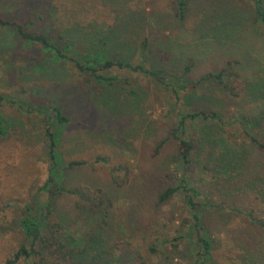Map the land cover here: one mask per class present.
Here are the masks:
<instances>
[{
	"label": "rangeland",
	"instance_id": "obj_1",
	"mask_svg": "<svg viewBox=\"0 0 264 264\" xmlns=\"http://www.w3.org/2000/svg\"><path fill=\"white\" fill-rule=\"evenodd\" d=\"M206 1L193 0L182 23L168 13L165 0L154 1L155 20L148 26L134 22L133 27L128 26L134 29V41L129 43L124 35L120 40L125 47L136 46L145 34L150 39L148 56L152 63L178 71L184 58L190 57L193 75L212 70L229 58L264 60V46L248 23L228 40L213 37L209 31L196 30L200 13L207 8ZM130 10L146 12L145 0H0V15L22 18L29 12L32 24L27 26L46 33L70 29L84 33L96 29L106 31L118 25L121 14L127 16ZM128 27L122 26L124 30ZM135 53L131 54L133 58L137 57ZM51 57L48 50L20 39L13 29L0 27V94L57 103L67 118L57 144L59 154L65 163L84 161L66 171L67 187L76 188L81 195H61L50 222L62 225L59 234L86 241L96 227L84 218L88 201L94 202L98 195L107 197L117 245L109 240L104 244L103 258L96 260L89 256L79 261L73 258L74 263H164L160 261V253L149 251L148 243L158 246L159 252L168 249V243L163 244V240L176 235L174 229L186 215L177 193L161 205L152 206L155 193L169 181L164 174L179 172L177 145L168 136L174 116L171 98L160 85L143 75L117 69L107 73L120 79L130 78L132 92H129L115 83H90L86 74L73 69L66 61ZM253 67L240 68L250 79L255 71ZM205 90L213 98H202L203 105L210 110L246 115H255L258 111V105L247 98L230 99L216 88ZM0 112L10 124L5 137L0 138V264H3L23 243L20 230L11 220L18 216L21 205L29 201L35 187L46 181L48 171L43 161L42 115L20 112L10 104L0 105ZM262 130L264 133V125ZM161 138L165 141L154 157L153 144ZM241 138L239 142L246 144ZM248 161L254 162L252 168L258 174L264 172V166L258 167L264 164V152L250 149ZM206 181L204 178L205 184ZM43 199L41 196L40 200ZM239 199L241 208L251 209L255 216L262 215L264 205L257 199L251 195L245 200L243 196ZM6 203L15 204L16 208ZM220 218L226 221L224 226ZM220 218L213 219L215 225L211 230L212 264H240L236 241L241 238L254 242L252 226L228 208L223 209ZM256 240L264 244V235ZM124 241L131 244L132 251ZM248 246L254 247L251 242ZM29 262L19 259L15 264ZM174 262L190 264L186 258Z\"/></svg>",
	"mask_w": 264,
	"mask_h": 264
},
{
	"label": "trees",
	"instance_id": "obj_2",
	"mask_svg": "<svg viewBox=\"0 0 264 264\" xmlns=\"http://www.w3.org/2000/svg\"><path fill=\"white\" fill-rule=\"evenodd\" d=\"M154 1L157 0H145L146 12L130 10L127 16L121 14L118 25L106 31L96 29L84 33L70 29L66 32L56 30L46 33L27 26L32 24L29 12L22 18L0 15V27L11 28L23 41L38 45L41 50H48L51 58L66 61L73 69L86 74L90 83H115L132 92L130 78L120 79L116 75L107 74L111 69L128 70L153 80L169 95L174 116L168 136L177 145L176 158L180 173L164 174L169 181L155 193L152 206L161 205L177 193L186 215L177 223L174 229L176 235L163 240V244L168 243V249L159 252L158 246L148 243L149 251L160 253V261L164 262L162 264H177L174 261L182 258H186L190 264H212L213 219L220 218L225 208L244 217L252 226L255 236L254 242L241 238L236 241L238 244L235 247L240 259L238 263L264 264V244L256 240L258 236L264 235V209L261 216H255L251 209L244 206L241 208L239 199L243 196L245 200L251 195V198L264 205V172L258 174L256 168H252L254 162L248 161L250 149L264 152V60L229 58L220 66L196 75H193L190 57L184 58L178 71L152 63L148 56L150 39L147 35H142L136 46L132 43L125 47L120 39L127 36L129 43L133 42L134 29L128 26L133 27L134 22L146 23L148 26L155 20L153 14L157 8ZM192 1L165 0L168 13L178 23L186 19ZM206 2L207 8H203L200 13L196 30L209 31L213 37L228 40L248 23L257 31L260 44L264 46V0ZM123 24L128 30L122 28ZM135 51L137 57L133 58L131 54ZM243 65L254 66L252 78L248 79L241 72L240 67ZM207 88H216L230 99L247 98L258 105V111L255 115H246L210 110L202 102V98L209 97L205 90ZM195 102L196 105H193ZM4 104L13 105L26 114L42 115L43 161L47 163L48 174L46 181L35 187L29 201L21 205L18 216L11 220L20 230L23 243L3 264H15L19 259L30 261L28 264H83L74 263L73 260L79 261L89 256L96 260L103 258L107 241L117 245V234L111 229L110 202L107 197L97 194L94 202L88 201L84 218L87 217L90 226L96 227L86 241H75L64 233L59 234L62 225L50 222V216L56 210L57 199L61 195H81L76 188L67 187L66 171L84 161L65 163L58 151L60 131L67 123L61 108L54 102L29 101L24 96L11 93L0 94V105ZM9 128L8 119L0 112V138L5 137ZM239 136L246 144L239 142ZM164 141L161 138L154 142V157ZM99 159L105 161V158ZM262 166L264 164H260L259 169ZM41 196H44L43 200H40ZM5 205L16 208L15 204ZM220 220L223 221L221 226H224L226 221L222 218ZM250 242L254 247L248 246ZM124 244L131 246L126 241ZM129 250H133L132 246Z\"/></svg>",
	"mask_w": 264,
	"mask_h": 264
}]
</instances>
